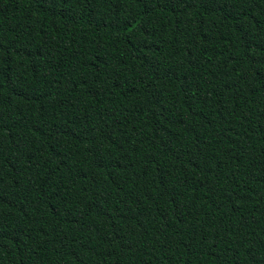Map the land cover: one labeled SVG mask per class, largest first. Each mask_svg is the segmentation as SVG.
I'll return each mask as SVG.
<instances>
[{
    "label": "trees",
    "instance_id": "obj_1",
    "mask_svg": "<svg viewBox=\"0 0 264 264\" xmlns=\"http://www.w3.org/2000/svg\"><path fill=\"white\" fill-rule=\"evenodd\" d=\"M0 264H264V0H0Z\"/></svg>",
    "mask_w": 264,
    "mask_h": 264
}]
</instances>
